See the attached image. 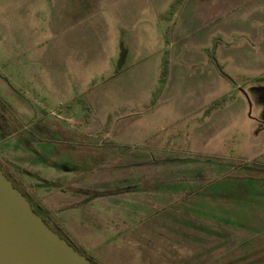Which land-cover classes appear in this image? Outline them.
Returning a JSON list of instances; mask_svg holds the SVG:
<instances>
[{"label":"rangeland","instance_id":"obj_1","mask_svg":"<svg viewBox=\"0 0 264 264\" xmlns=\"http://www.w3.org/2000/svg\"><path fill=\"white\" fill-rule=\"evenodd\" d=\"M0 113L95 262L264 264V0H0Z\"/></svg>","mask_w":264,"mask_h":264},{"label":"water","instance_id":"obj_2","mask_svg":"<svg viewBox=\"0 0 264 264\" xmlns=\"http://www.w3.org/2000/svg\"><path fill=\"white\" fill-rule=\"evenodd\" d=\"M0 264H93L37 215L1 169Z\"/></svg>","mask_w":264,"mask_h":264},{"label":"trees","instance_id":"obj_3","mask_svg":"<svg viewBox=\"0 0 264 264\" xmlns=\"http://www.w3.org/2000/svg\"><path fill=\"white\" fill-rule=\"evenodd\" d=\"M166 76H167V72H166V69L163 67V70L161 72V79H160V83L161 84H164V82L166 80ZM6 120L7 119L0 114V139L1 140L6 139V138H8L9 136H11L13 134L12 128H11L10 124ZM0 169L3 171V173L5 174V176L11 181V183L13 184V186L26 198V200L29 202V204L31 205L32 209L37 213V215H39L48 224V226L53 231H55V229L52 228V226H50V224L48 223V219L50 220V218H51L49 211L46 210L45 208H43L40 204L35 203L31 199V197L29 196V194H27L20 186H18L15 183V181L13 180V178L10 175H8V173L2 168L1 165H0ZM40 211L44 212L45 215L42 216L40 214ZM58 235L61 238H63L67 243H69L75 250H77L79 253L83 254L93 264H100L99 262H95L94 259L92 258V256L89 255L84 250V248H82L81 246H79L78 244H76L72 240H70L67 235H66L67 236L66 238L64 236H61L60 234H58Z\"/></svg>","mask_w":264,"mask_h":264},{"label":"crops","instance_id":"obj_4","mask_svg":"<svg viewBox=\"0 0 264 264\" xmlns=\"http://www.w3.org/2000/svg\"><path fill=\"white\" fill-rule=\"evenodd\" d=\"M50 213V212H49ZM86 252H87V250L86 249H84ZM88 253V252H87ZM100 262L99 263H101V264H104L103 262H102V260L100 259L99 260Z\"/></svg>","mask_w":264,"mask_h":264},{"label":"flooded vegetation","instance_id":"obj_5","mask_svg":"<svg viewBox=\"0 0 264 264\" xmlns=\"http://www.w3.org/2000/svg\"><path fill=\"white\" fill-rule=\"evenodd\" d=\"M2 115V113H0Z\"/></svg>","mask_w":264,"mask_h":264}]
</instances>
